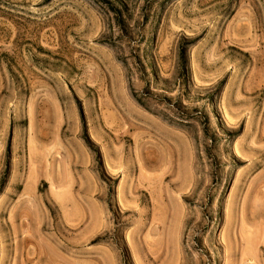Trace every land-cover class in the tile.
Returning <instances> with one entry per match:
<instances>
[{
    "label": "rangeland",
    "instance_id": "rangeland-1",
    "mask_svg": "<svg viewBox=\"0 0 264 264\" xmlns=\"http://www.w3.org/2000/svg\"><path fill=\"white\" fill-rule=\"evenodd\" d=\"M0 264H264V0H0Z\"/></svg>",
    "mask_w": 264,
    "mask_h": 264
}]
</instances>
